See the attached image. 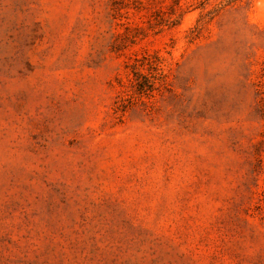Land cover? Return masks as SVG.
Here are the masks:
<instances>
[{
  "label": "rangeland",
  "instance_id": "rangeland-1",
  "mask_svg": "<svg viewBox=\"0 0 264 264\" xmlns=\"http://www.w3.org/2000/svg\"><path fill=\"white\" fill-rule=\"evenodd\" d=\"M0 264H264V0H0Z\"/></svg>",
  "mask_w": 264,
  "mask_h": 264
}]
</instances>
